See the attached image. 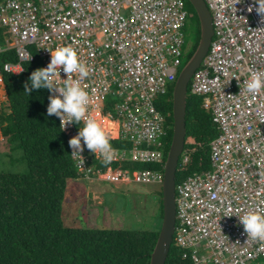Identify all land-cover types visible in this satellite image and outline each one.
Wrapping results in <instances>:
<instances>
[{
  "label": "built area",
  "instance_id": "1",
  "mask_svg": "<svg viewBox=\"0 0 264 264\" xmlns=\"http://www.w3.org/2000/svg\"><path fill=\"white\" fill-rule=\"evenodd\" d=\"M204 1L213 37L189 87L205 99L219 135L210 144L213 171L176 187L172 246L191 264H253L264 260V242L246 241L237 216L264 215V89L252 96L243 82L252 71L264 76V23L254 8L248 11L254 0ZM188 22L183 0H7L0 3V30L8 29L12 41L0 35V56L14 50L17 62L0 64V84L3 74H22L35 57L46 67L50 50L71 46L89 70L83 79L73 74L89 93L86 115L121 120L120 139L133 144L129 161L125 152L114 153L110 163L119 167L96 179L161 184L159 172L124 163L164 164L170 124L157 103L183 68ZM82 125L61 128L67 142ZM192 153L184 148L178 173L187 170ZM81 155V167L72 157L75 168L92 180L88 150Z\"/></svg>",
  "mask_w": 264,
  "mask_h": 264
},
{
  "label": "trees",
  "instance_id": "2",
  "mask_svg": "<svg viewBox=\"0 0 264 264\" xmlns=\"http://www.w3.org/2000/svg\"><path fill=\"white\" fill-rule=\"evenodd\" d=\"M183 1L189 14L182 60L185 65L198 47L201 26L192 5ZM16 62L14 50L0 56L1 65ZM40 67L42 61L35 57L32 63L24 64L22 74H3L11 112L0 113V139L21 147L28 171L0 173V264H150L162 226L159 225L163 220L162 202L161 218H157V224L150 230L77 228L65 224L68 182L78 179L79 174L69 156L71 150L59 127V119L46 114L47 98L51 93L47 89L33 90L29 96L23 92V84L30 73ZM173 92L174 87L157 103L172 126ZM202 104L203 99L191 95L189 87L185 148L193 153L187 170L181 174L177 172V185L188 176L211 169L210 144L219 135V129ZM172 134L171 131L165 162ZM109 143L114 147H133L122 141ZM164 164L162 167L158 164L141 166L127 162L125 168L149 169L164 177ZM166 264L186 262L172 246Z\"/></svg>",
  "mask_w": 264,
  "mask_h": 264
},
{
  "label": "clouds",
  "instance_id": "3",
  "mask_svg": "<svg viewBox=\"0 0 264 264\" xmlns=\"http://www.w3.org/2000/svg\"><path fill=\"white\" fill-rule=\"evenodd\" d=\"M255 10L264 23V0H254L248 11ZM50 61L46 67H40L30 73L23 84V92L28 96L33 90L47 89L49 93L46 106L47 116L55 115L59 119V127L65 128L68 124H78L76 136L69 138L68 147L71 149V157L79 158L78 166L83 163L81 153L86 148L91 154H97L102 162L109 164L115 153V149L109 143L104 127L101 123L86 115L89 105V93L82 87L73 74L80 79L88 76V68L79 60L78 53L68 45H58L49 51ZM64 78H61L60 72ZM175 87V85H174ZM264 89V76L259 72H250L243 82V91L255 96ZM240 225L246 234L247 240L264 242V215L257 211H247L238 215Z\"/></svg>",
  "mask_w": 264,
  "mask_h": 264
},
{
  "label": "rangeland",
  "instance_id": "4",
  "mask_svg": "<svg viewBox=\"0 0 264 264\" xmlns=\"http://www.w3.org/2000/svg\"><path fill=\"white\" fill-rule=\"evenodd\" d=\"M184 36L186 47V31ZM4 87V84L0 85V113H10ZM202 99L204 107L205 99ZM105 132H107L106 129ZM138 164L144 166L141 163ZM27 171L28 165L21 147L1 138L0 173L21 174ZM210 171H213L212 167ZM92 180L91 183L90 180L73 182L83 185L76 191L69 186L67 196L81 201H65L64 214L67 218L65 224L68 227L122 228L140 231L152 229L157 224V218H161L162 183L137 184L127 180L114 184ZM159 225H162V221ZM256 263L264 264V261Z\"/></svg>",
  "mask_w": 264,
  "mask_h": 264
},
{
  "label": "water",
  "instance_id": "5",
  "mask_svg": "<svg viewBox=\"0 0 264 264\" xmlns=\"http://www.w3.org/2000/svg\"><path fill=\"white\" fill-rule=\"evenodd\" d=\"M194 8L201 26L198 47L181 70L173 92V135L165 163L162 184L163 220L159 237L151 254L150 264H166L176 221V173L181 153L185 148L187 128L186 111L190 81L200 67L212 42V17L204 0H187Z\"/></svg>",
  "mask_w": 264,
  "mask_h": 264
},
{
  "label": "crops",
  "instance_id": "6",
  "mask_svg": "<svg viewBox=\"0 0 264 264\" xmlns=\"http://www.w3.org/2000/svg\"><path fill=\"white\" fill-rule=\"evenodd\" d=\"M7 0H2V2H0V3H3V2H6ZM0 35H1V38H2V41L3 40H5V39H8V40H10V41H12V36H11V34H10V32H9V30L8 29H6V30H1L0 31ZM42 61V60H41ZM180 74V73H179ZM179 76V75H178ZM1 85V84H0ZM3 85V84H2ZM5 86V85H4ZM175 88V87H174ZM4 92H5V94H6V96H7V93H6V89H5V87H4ZM164 98V97H163ZM162 99V98H161ZM160 99V100H161ZM105 120H107L108 122H110V123H113L114 124V126H113V128L110 130V131H107L106 132V135H107V137H108V139H109V141H116V142H120V141H122V142H124V143H127V144H130V145H132L133 146V144L132 143H130V142H126V141H123V140H121L120 138H121V133H122V121L121 120H118V119H115V120H109V119H107V118H105L104 120H101L100 121V123H101V125L104 127V121ZM169 124H170V122H169ZM173 132V126L170 124V132ZM170 132H169V136H168V139H167V143H166V147H167V145H168V141H169V137H170ZM110 134V135H109ZM173 135V134H172ZM67 141V140H66ZM172 141V140H171ZM113 147V149H115V153H120V152H125L126 154H127V159H128V161L130 160V156H129V153H128V151H129V149H132V148H125V147H123V146H121V147H114V146H112ZM170 149V148H169ZM166 150V149H165ZM169 152V151H168ZM168 154V153H167ZM88 156L90 157V161H91V164H90V169H91V171H92V177L94 178V180H92V181H94V182H108V183H112V182H110V181H107V180H102V178L101 177H99L97 180H96V177L98 176V173H106V172H108L110 169H115L116 167H119V165L118 164H112V163H109V164H107V165H105L103 162H102V158L97 154L96 156H94V154H91L89 151H88ZM164 156H165V151H164ZM127 163V162H126ZM164 163H166L165 161H164ZM124 166H125V163H124ZM164 166H165V164H164ZM76 169V168H75ZM77 171V170H76ZM77 173H78V171H77ZM79 174V178L78 179H74V180H70L69 182H68V187H67V189H69V186H70V189H72V190H78L79 188H81V187H83V185H80V184H76V183H73V182H76V181H78V182H81V180H87L88 181V179H86L82 174H80V173H78ZM90 183H91V180H90ZM93 183V182H92ZM67 192H68V190H67ZM67 192H66V201H81V200H77V199H75L74 197H72V196H67ZM186 264H191L190 262H186Z\"/></svg>",
  "mask_w": 264,
  "mask_h": 264
},
{
  "label": "bare ground",
  "instance_id": "7",
  "mask_svg": "<svg viewBox=\"0 0 264 264\" xmlns=\"http://www.w3.org/2000/svg\"><path fill=\"white\" fill-rule=\"evenodd\" d=\"M205 2V1H204ZM206 4V3H205ZM207 7V5H206ZM208 9V8H207ZM209 11V10H208ZM1 31V30H0ZM209 50V49H208ZM114 124L113 123H110L108 122L107 120L104 121V128L106 129V131H110L112 128H113ZM110 135V134H109ZM178 172V171H177ZM161 174V173H160ZM162 175V174H161ZM163 177V176H162ZM176 178H177V173H176ZM164 179V177H163ZM162 184H163V181H162ZM176 187H177V181H176ZM176 222V221H175ZM174 239V238H173ZM261 261V260H259Z\"/></svg>",
  "mask_w": 264,
  "mask_h": 264
},
{
  "label": "flooded vegetation",
  "instance_id": "8",
  "mask_svg": "<svg viewBox=\"0 0 264 264\" xmlns=\"http://www.w3.org/2000/svg\"><path fill=\"white\" fill-rule=\"evenodd\" d=\"M259 262V261H258Z\"/></svg>",
  "mask_w": 264,
  "mask_h": 264
}]
</instances>
